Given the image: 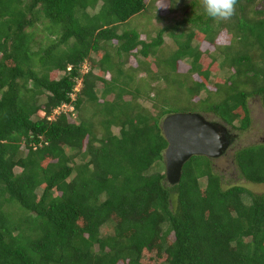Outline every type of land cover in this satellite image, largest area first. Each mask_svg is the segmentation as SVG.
<instances>
[{"label":"trees","instance_id":"16d2710c","mask_svg":"<svg viewBox=\"0 0 264 264\" xmlns=\"http://www.w3.org/2000/svg\"><path fill=\"white\" fill-rule=\"evenodd\" d=\"M262 2L218 20L203 0H0V264H264V193L199 156L170 186L162 132L197 112L245 133L249 100L264 111ZM161 3L191 12L127 28ZM234 162L264 186L263 144Z\"/></svg>","mask_w":264,"mask_h":264},{"label":"water","instance_id":"95a60500","mask_svg":"<svg viewBox=\"0 0 264 264\" xmlns=\"http://www.w3.org/2000/svg\"><path fill=\"white\" fill-rule=\"evenodd\" d=\"M162 132L167 142L165 179L170 186L180 183L183 168L192 157L218 159L225 155L234 138L226 125L210 121L197 112L166 116Z\"/></svg>","mask_w":264,"mask_h":264},{"label":"rangeland","instance_id":"374dc122","mask_svg":"<svg viewBox=\"0 0 264 264\" xmlns=\"http://www.w3.org/2000/svg\"><path fill=\"white\" fill-rule=\"evenodd\" d=\"M264 8V2H262L260 5L257 6V8ZM160 9H162L160 12L163 16L166 18L164 21L157 22L154 16L152 15L151 21H149V17L146 18H140L136 16L135 18L131 19L128 22L127 28L131 29H137L140 32L145 29L151 28V26L157 28V27H164L167 24L174 25L173 21H179L184 13H190L191 8H187L186 10L183 9L181 12H178L176 14H172L169 10V5L166 3H161ZM47 23V21H45ZM47 25V24H46ZM36 34H37V40L40 41V43H43L45 41V37L52 38V41L55 39L54 36H49V33L46 31V27L43 24H39L36 27ZM165 41L167 45H170V39L168 37L165 38ZM47 41H45L46 43ZM203 50H205L204 47H202ZM134 60H132L131 63H133ZM188 67V63L185 62L180 65V71L185 72V70ZM85 71L90 69V66L88 63L85 65ZM216 76H222L223 72L216 71ZM130 97H126V100H129ZM147 108H150L149 103L144 104ZM249 109L251 111V118H252V125L250 129L245 132H237L233 131L229 128L231 134H233L234 138L232 139V142L230 146L228 147L226 153L224 156L213 160L214 163V169L217 173L221 174L223 177L224 185L231 186V185H239L248 191H251L255 194H263L264 193V186L254 185L249 182H247L243 177H241L239 170L234 162V154L236 151L245 148L247 146H252L255 144H263L264 145V111L261 104V101L258 98H253L249 100ZM65 111L67 113L73 112L70 111L69 108H66ZM73 119L76 118V114L70 113ZM210 121H218L217 118H214L212 116L208 117ZM115 133H117V130H115ZM152 173V172H151ZM106 233V232H103ZM173 239V238H171Z\"/></svg>","mask_w":264,"mask_h":264},{"label":"clouds","instance_id":"9594fccd","mask_svg":"<svg viewBox=\"0 0 264 264\" xmlns=\"http://www.w3.org/2000/svg\"><path fill=\"white\" fill-rule=\"evenodd\" d=\"M236 0H203L205 14L218 20H225L234 14Z\"/></svg>","mask_w":264,"mask_h":264},{"label":"built area","instance_id":"2783aa9c","mask_svg":"<svg viewBox=\"0 0 264 264\" xmlns=\"http://www.w3.org/2000/svg\"><path fill=\"white\" fill-rule=\"evenodd\" d=\"M84 68H85V66H84ZM80 87H81V85L79 84L78 87H77V89H76V91H79ZM66 108H69L70 111H73V108H72V107H67L66 105H63L59 110H56V111L54 112V114H58V113H60V112H64V113H65V112H66V111H65Z\"/></svg>","mask_w":264,"mask_h":264}]
</instances>
